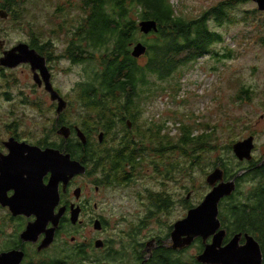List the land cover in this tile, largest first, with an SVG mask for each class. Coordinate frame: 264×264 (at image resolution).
I'll return each mask as SVG.
<instances>
[{"label": "rangeland", "instance_id": "obj_1", "mask_svg": "<svg viewBox=\"0 0 264 264\" xmlns=\"http://www.w3.org/2000/svg\"><path fill=\"white\" fill-rule=\"evenodd\" d=\"M16 1L20 7L22 6L23 14L17 20L10 16L6 21H2L0 16V29L4 28L2 39L7 42L8 47L18 43L29 44L32 39L39 46L50 44L46 47L50 50L45 51V55L50 53L52 56L53 83L68 102L63 120L68 124L82 125L85 109L81 102L78 103L79 85L86 81L87 70L94 69L96 72L99 70L103 52L97 51L96 55L93 54V60L85 58V61L79 64L72 63L63 54L73 38V29L85 18V0ZM169 1L174 6L177 16L188 20L197 19L206 11L221 6L223 12H227V17L220 23L221 25L217 21L216 24L213 21L208 24L211 29L221 34L222 40L211 46L205 57L193 63L180 65L166 80L156 81L155 77L150 76L151 83L142 102L139 103L138 111L141 114L146 111L159 115V120L166 124L167 130L160 136L163 146H168L170 152L175 145L177 146L175 156L182 162L180 184L169 180L164 188L165 184L161 185L164 182L162 178L154 179L140 175L142 186L137 190L162 192L165 189L172 195L191 193L192 200L196 197L201 199L212 189L206 182L208 176L217 168L223 170L221 168L223 164L233 169L235 172L232 173L238 177L246 174L245 167L249 162L237 159L232 150L235 143L254 136L253 161L260 163L264 159V11H260L252 0ZM88 2L89 0L87 7ZM130 18L139 21L134 13H131ZM149 36L151 35L145 37L147 42ZM137 40L138 43L146 45L142 36L138 35ZM227 52L230 57L223 58ZM135 59L140 66L147 63L146 55ZM6 94L8 96H5ZM27 96L32 101L31 105H23ZM33 102H38L37 105L40 107L36 108ZM51 103L49 94L43 89L36 88L28 66L21 65L13 70L4 69L0 72V131H4L5 124L13 121L21 125L20 130L26 132L48 130L53 124V142L55 146L60 145L65 137L62 138L63 135L56 133V104L53 107ZM184 125L195 128L199 134L204 131V135L216 150L207 155L203 154L199 165L191 168L188 167L187 157L183 155L180 144ZM102 131L96 132L94 141L97 142V136ZM116 131L115 129L113 132ZM197 131L194 136L199 135ZM70 140L78 141L74 138ZM191 148L192 145L189 149ZM173 154L169 157H175ZM174 175L175 173L172 176ZM241 186L242 192L248 188L244 183ZM113 194L128 193L121 190L111 195ZM178 210L173 216L128 218L129 224L125 223L117 228L112 224V232L123 229L130 232L138 231L137 237L142 242L152 237L165 238L169 235L168 226H173L181 219L182 212L180 208ZM140 221L144 223L142 227L143 223ZM198 254V245L195 244L178 257L185 262L193 260L199 264L196 260Z\"/></svg>", "mask_w": 264, "mask_h": 264}, {"label": "flooded vegetation", "instance_id": "obj_2", "mask_svg": "<svg viewBox=\"0 0 264 264\" xmlns=\"http://www.w3.org/2000/svg\"><path fill=\"white\" fill-rule=\"evenodd\" d=\"M6 6L7 1L0 0V16H2V21L8 20L10 16L14 19L12 13L6 9ZM3 31L4 28H1L0 72L4 69L8 71L18 68V66L26 65L31 71L36 88L43 89L47 92L45 81L41 77L37 65H35L36 70L33 71L30 63L21 62L13 67L4 66L1 63L6 52L17 48L19 45H26L30 50H35L41 57H44L46 68L50 74V82L58 92L53 83L51 54L45 55V52H40V49L38 50L40 46L38 48H32L30 43H18L8 47L7 42L2 39L4 36ZM47 94L49 93L47 92ZM5 96H8V94ZM50 100L52 101L51 96ZM123 101L120 100L118 102L123 103ZM31 102L27 96L23 105H31ZM37 104L38 102H33L36 108L40 107ZM51 104L53 107L56 104V133L61 127H66L70 130V135L64 140L65 143L72 138L78 139L82 144V153L89 152V149H92L100 155L99 157L101 159H109L114 154L112 151L117 149L123 150L126 153H130L133 148L143 149V152L146 154V162L141 164L145 175L154 179L165 176V169L162 167L167 161L166 156L156 155L158 154L157 149L163 151L162 148L164 146L160 134L167 130L166 124L159 120V115H153L146 111L141 114L138 111L139 109H137V115L135 116L130 118L120 116L118 117L119 122L115 127L117 131L113 132L114 129L110 135L111 140L110 136L108 137L106 132L102 131L99 132L96 142L94 141V137L99 130L90 131L87 134L82 129V125L60 124L61 122L59 123V121L65 111L63 110L58 114V103L52 101ZM66 108L68 109V102ZM41 117H43L42 114ZM46 121L49 122L48 119ZM19 126L21 125L13 121L5 124L3 127L4 131H0L1 171L16 170L23 166L29 169V165L33 163V156L31 157L33 148L41 149L42 151L58 149L64 154L69 153L66 149L55 146L53 142V124L51 129H45L41 132L38 130L26 132L20 130ZM77 129L85 134V144L78 138ZM100 135H103L102 139H100ZM88 141L90 142V146L87 147ZM72 159L85 166L86 172L81 175H76L66 184L60 182V201L52 211H50L51 205L49 204L43 206V211H37L32 202V198L29 196L30 190L27 186L25 211L23 213H17L12 210L10 205L5 204L4 201L11 200L16 195L17 184L6 183L0 190V264H154L157 262V258L155 260V257H162L167 250L170 252L172 259L182 262L183 259L178 256L193 248L198 239L202 240L204 248L206 243L212 241V237L206 243L203 239L197 238L189 247L174 249L173 242L171 241L173 226L168 237H152L145 242L140 241L137 237L138 234L134 235L133 232L135 231L132 230V232L124 229L118 232H112V224H115L116 228L125 223L129 224L128 218L147 219L150 217H161V215L173 216L174 212L179 211L178 208L181 209L182 215L180 220H182L187 217L190 210L198 207L206 196L201 199L196 197L192 200L191 193H187L186 195L163 194L158 196V194L152 195L149 189H145L144 191L137 190V188L139 189L142 186V181L140 182L137 177V168L140 164L132 163V161H125L121 165L122 167H120L125 172H128V176L133 175V178L131 181L120 183L118 181H112V176L108 172H104V168L97 164L96 159L86 162L79 161L73 157ZM168 160L176 168L175 175L172 177L175 179H171V181L180 184L181 159L175 156L168 158ZM263 163L264 159L260 165ZM156 165L157 169H155ZM107 167L113 171L112 173H117L119 176L120 169L113 170V164H107ZM24 178L27 179L28 174H25ZM50 179L51 173H48L44 176L42 182L47 192ZM121 190L126 191L128 194L111 195ZM161 203L164 205L162 206L163 208L160 207ZM61 210L63 211L59 223L55 226V216L59 215ZM75 212H77V221L74 223L72 222V216ZM38 215H41L43 218L39 228L36 227V224H38ZM226 239L227 236L223 244L229 241ZM243 243L244 241L242 240L241 244ZM204 248L199 252L198 256L202 254ZM196 260L199 264H202L198 259ZM152 261L153 263H151ZM192 262L193 260H189L187 263L191 264Z\"/></svg>", "mask_w": 264, "mask_h": 264}, {"label": "trees", "instance_id": "obj_3", "mask_svg": "<svg viewBox=\"0 0 264 264\" xmlns=\"http://www.w3.org/2000/svg\"><path fill=\"white\" fill-rule=\"evenodd\" d=\"M6 1V9L12 13L14 19L20 18L23 14L22 6L20 7L16 0ZM88 3L90 6L87 7V0L84 1L85 18L73 29V38L63 54L64 57L70 58L74 64H77L84 62L85 58L93 60V54L96 55L97 51L103 52L99 70L97 72L94 69L87 70L86 81L79 85L78 103L81 102L85 109L82 129L87 134L90 131L101 129L106 132V135H110L119 122L118 117L130 118L137 115L139 103L142 102L145 91L151 83L150 76L155 77L156 81L166 80L180 65L193 63L205 57L210 47L222 40L221 34L211 29L208 24L210 21L220 24L227 17V12H223L224 9L221 6L206 11L197 19L188 20L177 16L169 0H89ZM131 13L138 16V22L130 18ZM149 19L157 22L158 31L149 34L151 36L147 42L145 37L147 38L148 35L141 32L139 23ZM138 35L144 38V43L148 47L145 54L147 63L144 66H140L137 59L131 55L134 45L138 44ZM49 45L39 47L34 39L30 42V46L39 47L40 52L49 51L46 49ZM109 46H111L110 50ZM228 57H230L228 52L223 55V58ZM120 100H124L123 103H119ZM63 116L59 123L68 124L63 120ZM115 116L117 117L114 118ZM196 131L188 125L183 126V139L180 144L183 155L187 157L189 168L199 165L203 154L216 152L204 135V131L200 132L202 134L197 131L199 135L194 136ZM190 145H192L191 149H189ZM58 146L66 149L73 158L79 161L86 162L96 159L97 164L104 168V172L112 176V181L122 183L131 181L133 178V175L128 176V172L121 168L125 161L140 164L137 168V177L139 178L140 175L146 177L141 164L146 162L143 149L133 148L130 153L117 149L112 151L114 154L109 159H101L100 155L92 149L82 153V144L79 141L69 140L65 143L63 139ZM88 146H90L89 141ZM167 147H163V151L157 149L158 154H155L166 155L170 158L169 156L174 153L173 156H175L177 146L173 147L172 152ZM167 157L162 167L165 169V176L162 178L164 182L175 179L172 175L176 168L169 163ZM260 163L250 161L245 167L246 174L239 177L232 173L235 171L231 170L227 164L221 166L226 181L237 177V189L221 202L219 219L227 232L226 240L240 233L252 235L259 242L264 255V163L262 165ZM107 164H113V170L120 169L119 176L117 173H112L113 171L108 169ZM242 183L248 186L243 192L241 191ZM164 184L161 183L162 186ZM163 187L165 188L166 184ZM151 194L161 196L170 193L164 189L162 192H151ZM162 206H164L163 203L160 207ZM143 225L144 223L141 227ZM168 228L170 232L172 225ZM137 232L133 234L137 235ZM195 244L198 245V252H201L204 248L202 240L198 239ZM163 256L155 257L157 262L154 264H188L172 259L168 250ZM191 264L197 263L192 262Z\"/></svg>", "mask_w": 264, "mask_h": 264}, {"label": "water", "instance_id": "obj_4", "mask_svg": "<svg viewBox=\"0 0 264 264\" xmlns=\"http://www.w3.org/2000/svg\"><path fill=\"white\" fill-rule=\"evenodd\" d=\"M260 11H264V0H252ZM141 32L149 35L152 31H158V24L155 20H143L139 23ZM148 47L139 42L133 47L131 55L135 58L144 56ZM21 62L30 63L32 70H40L41 77L45 81L46 91L50 94L52 101L58 103L57 113L60 114L66 107L67 102L53 88L50 82V74L46 68V61L35 50H30L26 45H19L17 48L6 52L4 59L1 61L4 66H16ZM40 81V80H39ZM37 82V81H36ZM41 82V81H40ZM41 85V83H39ZM58 134L63 135L66 139L70 135V130L61 127ZM78 138L85 144V134L77 129ZM103 135H100L102 139ZM254 136L237 142L233 145L232 150L239 161H251L252 152L255 148ZM13 151V150H12ZM15 151V150H14ZM33 163L29 169L23 166L16 170L1 171L0 190L7 184H17V193L11 200H4L5 204L11 206L12 210L17 213L25 211L26 190L29 188V196L39 212L43 211V206L51 205L54 209L60 201L59 184H65L76 175L86 172V167L80 162L73 160L71 154L62 153L58 149H41L33 148L31 157ZM51 173L50 184L47 190L43 187L42 182L46 174ZM28 174L25 179L24 175ZM2 181V182H1ZM207 184L212 187L200 205L189 211L186 218L178 220L173 225L171 241L174 249H182L192 245L195 239L201 238L206 241L212 237L210 243L205 244L204 251L197 259L202 264H264V258L261 246L254 236L249 234H237L232 237L226 244H223L227 232L222 228L219 219L221 202L230 197L237 189L236 178L225 181L224 172L220 168L214 170L207 178ZM28 186V188H27ZM16 187V186H14ZM32 190V192H31ZM63 210L55 216V226L58 225ZM52 218V217H51ZM42 216L38 215V224L41 226ZM77 221V212L73 213L72 222ZM244 241L241 244V241Z\"/></svg>", "mask_w": 264, "mask_h": 264}]
</instances>
